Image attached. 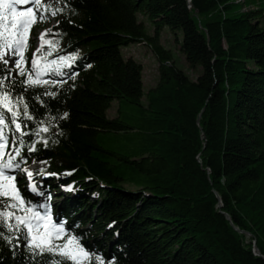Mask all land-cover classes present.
Instances as JSON below:
<instances>
[{
  "label": "trees",
  "instance_id": "1",
  "mask_svg": "<svg viewBox=\"0 0 264 264\" xmlns=\"http://www.w3.org/2000/svg\"><path fill=\"white\" fill-rule=\"evenodd\" d=\"M242 1L50 0L49 46L21 70L0 60V96L20 101L15 116L0 107L8 162L47 164L32 177L58 195L50 212L84 264H264V0ZM166 28L197 81L161 46ZM134 44L160 65L147 93L143 65L122 53ZM0 233V264L59 259L15 221Z\"/></svg>",
  "mask_w": 264,
  "mask_h": 264
},
{
  "label": "rangeland",
  "instance_id": "2",
  "mask_svg": "<svg viewBox=\"0 0 264 264\" xmlns=\"http://www.w3.org/2000/svg\"><path fill=\"white\" fill-rule=\"evenodd\" d=\"M242 1V0H241ZM248 1V0H246ZM245 0L242 1V4H245ZM8 3L12 4V7L15 9L16 12H25L28 13L29 16L34 18V23H39V27H32V23L28 25V27L25 29L23 37L26 42V47L23 50L22 58L23 63L18 68L16 67V61L21 59L20 55L12 54L11 49H5L3 47L4 44V38L5 36H14V30L11 29V24L13 22V17L11 14V10H6L3 7H0V53L7 52V55H3V60L7 61V65L10 67V69H23L25 66V57L27 53H32V55H35L38 51L42 52L43 47L49 46V43H45L44 39V31L48 30L50 27L55 25L54 22L50 24H41L44 18L43 10L45 5L50 2V0H38V4L33 3V0H25L24 3H14V0H7ZM23 4V5H20ZM241 4V5H242ZM39 5L41 6V9H38ZM244 7L243 11L248 10V5H243ZM37 8V10H36ZM5 17H8V19H5ZM21 17H15V20L17 23ZM140 21H143L146 23L147 33L151 37H155L154 28L150 25V23H147L146 19L143 17H139ZM4 26H7L9 31L7 33L4 32ZM182 41V36L180 35H174L171 33V31L166 28L162 31L160 35V44L163 46L166 50L171 51L175 62L177 66L183 70L191 80L197 81L198 77L201 75V69H192L190 65L188 64L185 56L180 52V42ZM122 53L125 56V58H133L139 63H141L144 67V73H143V79H144V86L146 93L157 86L159 82V62L155 54L153 53L151 47H149L146 44H134L127 48L122 49ZM34 68H48V65L43 66L41 57H38L35 59L34 63H32ZM109 117L111 119L115 118L117 116V104L115 103L112 107V109L108 112ZM0 136H2L0 134ZM4 142H6L3 139ZM7 143V142H6ZM8 145V144H7ZM11 151V147H8L4 149L3 151H0V160H5V153H7V156H9ZM47 164H38V163H32L29 165V170L24 171V168H18L15 169H8L6 174L9 176H15L16 181V187L19 189L21 194L22 188H28L29 191L32 192V194L35 196L34 203L31 205H27L38 211L41 216L48 217L52 223H56L57 221L53 219V216L50 215V208L52 206V203H56L58 199V195H55L54 193H51V195H46L42 190V182L38 184L37 186L34 185V180L29 178V175L27 173H32V175H40L39 173L41 171H44L47 169ZM49 177V176H47ZM27 179V186H21L19 187V183L23 184V182ZM19 180V181H18ZM37 190V191H36ZM57 194V193H56ZM22 196V195H21ZM23 214H20L21 217L25 215V212L21 210ZM50 212V214H49ZM28 218L31 219L32 213L29 212ZM63 222V221H62ZM45 224H47V220L45 221ZM57 243H63L65 240H57ZM255 245V244H254ZM254 254L258 255V250L254 249Z\"/></svg>",
  "mask_w": 264,
  "mask_h": 264
},
{
  "label": "snow or ice",
  "instance_id": "3",
  "mask_svg": "<svg viewBox=\"0 0 264 264\" xmlns=\"http://www.w3.org/2000/svg\"><path fill=\"white\" fill-rule=\"evenodd\" d=\"M25 0H14V3H24ZM33 3L38 4V0H33ZM0 7L6 10H11L13 22L11 29L14 30V36H5L3 47L5 49H11L12 54L20 55L21 59L16 61V67H20L23 63L22 53L26 47L23 34L28 25L34 22V18L29 16L25 12H16L12 7V4L7 0H0ZM55 14V13H53ZM21 17L19 23L16 22L15 17ZM8 19V17H5ZM9 31L7 26H4V32ZM45 43H48L47 41ZM7 52L0 53V60H3V55H7ZM7 63V61H3ZM38 74V73H37ZM20 75H25L23 71ZM28 84H36L38 81L33 80L32 76L27 77ZM20 101L14 100L9 96L7 92L0 96V107L5 108L8 112H11L14 116L16 112L14 110L15 105ZM66 115V114H65ZM31 118V117H29ZM3 122V116H0V123ZM17 129L20 125H16ZM47 129H45L46 131ZM46 143V141H45ZM8 147L7 143L3 141V137L0 136V151H3ZM10 161V157L5 153V160H0V222L7 223L9 228H12V221H15L16 229L21 227L26 229V239H28V246L36 254L49 253L59 259L50 260L49 264H84V259L88 256L83 246L79 243V239L75 236H69L63 243H57V240H63L67 236V232L63 227V224L52 223L51 220L41 214L30 206L26 207V201L21 196L19 189L16 187L15 176H9L6 174V170L14 167H19V164L13 165ZM31 176L32 173H27ZM24 211L23 217L15 215L14 211ZM31 212V219L28 218V213ZM47 220V224L45 221ZM2 235V233H0Z\"/></svg>",
  "mask_w": 264,
  "mask_h": 264
}]
</instances>
